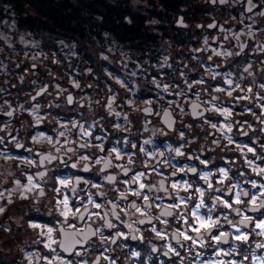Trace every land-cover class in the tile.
I'll list each match as a JSON object with an SVG mask.
<instances>
[{
	"label": "flooded vegetation",
	"instance_id": "1",
	"mask_svg": "<svg viewBox=\"0 0 264 264\" xmlns=\"http://www.w3.org/2000/svg\"><path fill=\"white\" fill-rule=\"evenodd\" d=\"M175 1L98 62L15 32L35 43L0 60V264H264V0Z\"/></svg>",
	"mask_w": 264,
	"mask_h": 264
},
{
	"label": "trees",
	"instance_id": "2",
	"mask_svg": "<svg viewBox=\"0 0 264 264\" xmlns=\"http://www.w3.org/2000/svg\"><path fill=\"white\" fill-rule=\"evenodd\" d=\"M133 1L146 9H132V0H0V22L11 16L17 30L26 31L41 46L66 44L74 47L80 56L84 54L90 61L98 62V45L103 34L131 39L137 34L139 46H144L141 41L147 38V18L163 26L168 20L166 14L172 15L178 6L173 0ZM127 13L136 14L133 16L136 26L121 23ZM162 26H150V29L159 30ZM1 27L0 33L7 31L5 25Z\"/></svg>",
	"mask_w": 264,
	"mask_h": 264
},
{
	"label": "snow or ice",
	"instance_id": "3",
	"mask_svg": "<svg viewBox=\"0 0 264 264\" xmlns=\"http://www.w3.org/2000/svg\"><path fill=\"white\" fill-rule=\"evenodd\" d=\"M69 101H71V97H69ZM218 111H221V112H223V113H225V114L228 113V110H227V109H219ZM214 127H215V125H214ZM229 130H230V129H229ZM177 151H179V149H177ZM249 151H251V149H249ZM74 166H75V165H74ZM191 171H192V172H196V169H195V168H192ZM220 171H221V173H222L223 175H226V173L224 172V169H221ZM110 179H111V178H110ZM61 183L63 184V183H65V182H64V181H61ZM210 186H211V185H210ZM253 186H255V181H253ZM144 187H145V185H144L143 183H141V184H140V188L143 189ZM173 187H174V188H177L178 185H175V184H174ZM187 187H191V185H187ZM198 191H199V190H198ZM200 195L203 196V192H200ZM244 195H249V194H248V193H244ZM144 199H145V200H148L149 198H148L147 196H144ZM236 202H237V203H240V202H241L239 196H237ZM251 202H252V203H255V200L253 199V201H251ZM181 203H185V201H184V200H181ZM203 203H204V201L201 200L200 205H197V206H196L197 209H198ZM222 203H224V205H225L226 207H231V205L229 204L228 201H222ZM132 206H133L134 208L136 207L135 204H133ZM175 206H176V205H174V207H175ZM65 207H67V203H65ZM97 207H99V205H97ZM260 207L264 208V201H261V202H260ZM2 211H3V209H0V212H2ZM136 211H137V212H140L141 209H140V208H136ZM65 214H66V213H65ZM192 217H193V220H189V221H187V223L191 226V229H192L193 232H196V233H198V234H200V235H203L202 230H206V231H208V232L211 233L212 230H213L214 228H217V227H218L217 222L213 219L212 216L202 217V216H199V215H198V213H197L196 210H193V211H192ZM248 219H250V218H249V217H245V220H248ZM193 221H194V222H193ZM197 225H198V226H197ZM31 226L34 227L35 225H31ZM233 227H235V225H233ZM257 227L260 228V229H264V220H261L260 223L257 224ZM158 235H159V233H158ZM182 235H184V239H186V240H191V239H193L192 237L188 236L187 234L182 233ZM225 235H226V234H224V233H221L220 235L212 234L211 239H212V240H215V241H217V242L219 243V242L221 241L222 237H224ZM235 238H236L237 241H244V240H247L248 237H247V235H237ZM193 242L195 243V242H197V241H196V240H193ZM132 255H133V256H138L139 253H137V252H133Z\"/></svg>",
	"mask_w": 264,
	"mask_h": 264
},
{
	"label": "rangeland",
	"instance_id": "4",
	"mask_svg": "<svg viewBox=\"0 0 264 264\" xmlns=\"http://www.w3.org/2000/svg\"><path fill=\"white\" fill-rule=\"evenodd\" d=\"M132 5H133V9H137V10H142V11H144L146 8L145 7H143L140 3H136V2H134L133 0H132ZM4 22V23H3ZM2 23V24H1ZM1 25H5V29L7 30V31H5V32H3V33H0V60L2 61V60H4L3 58V56L5 55L6 56V46L7 47H12L13 45H11V44H13V42H14V37L16 38V40L18 41V40H20V44H22V45H24L25 46V51L27 52V56H29V55H32L33 53L31 52V50L28 48V46L30 45V46H32V45H34L33 43H35V42H33V41H31V42H27L26 41V43H23V41L24 40H22V39H20V35L18 34V33H15L16 31H17V25H16V22H15V20L10 16H8V17H6V19H4V20H2L1 22H0V30H3V27H1ZM9 30V31H8ZM21 32V35L23 34V36H27V35H29L26 31H24V30H21L20 31ZM27 39H30L31 40V38L29 37V38H27ZM108 50H110V48L108 47L107 48V51ZM9 54V53H8ZM2 70V68L0 67V71Z\"/></svg>",
	"mask_w": 264,
	"mask_h": 264
}]
</instances>
